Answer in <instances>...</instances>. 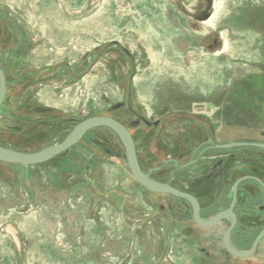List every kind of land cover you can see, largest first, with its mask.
<instances>
[{"label":"rangeland","instance_id":"374dc122","mask_svg":"<svg viewBox=\"0 0 264 264\" xmlns=\"http://www.w3.org/2000/svg\"><path fill=\"white\" fill-rule=\"evenodd\" d=\"M0 63L11 150L110 116L143 171L194 192L207 215L237 178L264 174V152L206 150L264 141V0H0ZM188 204L143 187L120 137L98 127L47 162L0 160V264H264V246L227 253L223 221L204 229Z\"/></svg>","mask_w":264,"mask_h":264},{"label":"water","instance_id":"95a60500","mask_svg":"<svg viewBox=\"0 0 264 264\" xmlns=\"http://www.w3.org/2000/svg\"><path fill=\"white\" fill-rule=\"evenodd\" d=\"M6 91H7L6 76H5L4 69L0 63V107L5 100ZM98 127L110 128L120 137L125 147L126 159H127L129 169L133 177L143 187L153 192L171 194V195L182 197V198L189 200L194 207V215H193L194 219L199 225L203 227H213L217 225L221 219L229 218V216L231 215L233 218L232 225L228 228V230L223 236L224 246L232 255L236 257L246 258L254 254L256 247L258 245V242L264 237V229L255 239L251 248L248 250L237 249L231 241V230L233 229L236 223V217L232 209L236 201L237 187L241 181L245 180L246 178H251V177L240 178L235 183V186H234L235 195H234L233 204L231 208H229L227 211L217 213L211 218L204 219L199 214V202L194 196L188 193L182 192L174 188L168 183L159 182L151 178L150 172L146 173L143 171V169L140 166L139 160H138L135 141L133 139V136L129 128H127L123 123L114 119L113 117L93 116V117L85 118L79 121L75 125V127L71 130V132L68 134V136L60 143L51 145L49 147H46L44 149H41L39 151L32 152V153L17 152V151L11 150L0 144V160L6 163L21 164V165H37L40 163L47 162L51 160L52 158H54L55 156L70 149L72 146L77 144L87 132H89L92 129L98 128ZM235 146H258V147L264 148V144H258V143H252V142H232L228 144L218 145L217 147L227 149V148H232Z\"/></svg>","mask_w":264,"mask_h":264},{"label":"flooded vegetation","instance_id":"af4514ba","mask_svg":"<svg viewBox=\"0 0 264 264\" xmlns=\"http://www.w3.org/2000/svg\"><path fill=\"white\" fill-rule=\"evenodd\" d=\"M238 142H252V143H258V144H264V141H238ZM223 144H228V143H223ZM218 145H222V144L208 145L206 146V150H209V149L231 150L233 148H252V149H256L261 152H264V148L258 147V146H235V147L226 149V148H218L217 147ZM195 162L196 160L192 159L184 164H178V163L176 164L178 165L180 169H185V168L192 166ZM243 177H251V178H246L245 180L241 181L237 187L236 201L232 209L236 217V223L233 229L231 230V241L237 249L248 250L251 248L255 239L264 229V174L262 172H250L248 174L242 175L239 178H237L232 184L231 188L228 190L226 198L222 199L223 201L220 200L218 203V206L214 210L210 211L211 213L209 215H207V213L205 212V208L202 206L201 199L198 197V195H196L194 192H191V191H185L176 184L171 183L170 185L182 192H185V193H188L194 196L199 202L200 216L204 219H208L217 213L227 211L229 208H231L233 204L234 195H235V192H234L235 183L240 178H243ZM174 197L189 203L188 205L192 209L191 210L192 220L197 225H199L193 217L194 207L191 204V202L182 197H178V196H174ZM245 216L251 217L253 221H246L244 219ZM232 219L233 218L230 215L229 218L221 219L218 222V224L213 227H203L199 225L204 229H215L216 227H219V223L223 221V224L220 225L222 226L221 229L220 227H219L220 230L218 229L219 236L221 238L222 246L224 247L225 251L229 253L230 255L232 254L226 249V247L223 244V236L228 230V228L232 225ZM263 246H264V237L258 242V245L253 255H255ZM237 258H242V257H237Z\"/></svg>","mask_w":264,"mask_h":264}]
</instances>
